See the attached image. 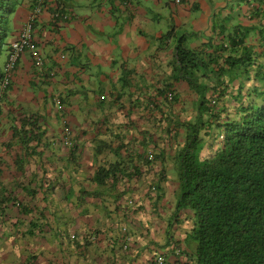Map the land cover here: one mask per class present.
Instances as JSON below:
<instances>
[{
    "label": "crops",
    "instance_id": "obj_1",
    "mask_svg": "<svg viewBox=\"0 0 264 264\" xmlns=\"http://www.w3.org/2000/svg\"><path fill=\"white\" fill-rule=\"evenodd\" d=\"M31 1L15 12L10 41ZM55 6L65 20L51 18ZM236 26L248 29L244 43L258 50L264 0H51L33 24L41 67L23 52L0 94L1 132L25 114L36 115L44 132L33 141L38 161L21 170L14 160L23 151L0 149V264H154L158 253L165 264H194L185 246L191 212L175 207V151L161 162V191L150 189L162 168L148 160L165 123L157 94L171 83L179 36L207 49L227 44ZM62 116L78 151L62 143ZM110 164L115 175L99 185L95 171ZM44 173L52 184L41 186L42 198L36 187Z\"/></svg>",
    "mask_w": 264,
    "mask_h": 264
},
{
    "label": "trees",
    "instance_id": "obj_2",
    "mask_svg": "<svg viewBox=\"0 0 264 264\" xmlns=\"http://www.w3.org/2000/svg\"><path fill=\"white\" fill-rule=\"evenodd\" d=\"M37 3L31 1L28 16ZM22 4V0H0V94L5 75L1 59L9 52L12 18ZM59 9L55 6L52 12L63 13ZM247 30L236 26L227 44H211L209 49H192L185 43L186 35L179 36L171 61V83L157 94L162 104L157 119L165 123L160 122L157 129L158 153L154 160L148 155V160L164 163L167 152L175 151V207L178 212H191L193 226L185 246L194 264H264V34L257 50L244 43ZM179 81L189 86L188 91L179 89ZM37 122L36 115L25 114L0 132L2 151L10 153L15 147L23 151L14 160L19 170L30 159L38 161V145L33 141L38 143L44 132ZM62 143L80 150L75 139L69 145ZM5 160L0 155V179ZM108 167L100 166L95 171L94 180L99 185L115 175L114 167ZM163 169L154 182L156 193L161 191ZM40 178L37 192L41 186L52 184L45 173ZM0 188L4 196L1 180ZM158 255L164 257L156 254L154 264Z\"/></svg>",
    "mask_w": 264,
    "mask_h": 264
},
{
    "label": "built area",
    "instance_id": "obj_3",
    "mask_svg": "<svg viewBox=\"0 0 264 264\" xmlns=\"http://www.w3.org/2000/svg\"><path fill=\"white\" fill-rule=\"evenodd\" d=\"M178 2L180 0H177ZM51 0H38L37 5H35L34 9L30 12L26 22L19 30L17 36L10 41L9 44V52L7 54V58L4 64V70L5 75L3 78V82H1V87L4 88L8 85L10 82L13 68L21 56L23 52H28L32 56V59L34 60V63L37 67H41L43 60L42 56L40 54V48L37 46L34 34H33V21L38 17V14L41 13V11L48 5L50 6ZM54 17H62L67 18L68 15L63 12L60 13L58 11H54L51 13V18ZM62 58H64V55H61ZM59 103V100H57ZM62 126L64 131V136H66V139L64 140L66 144H71V128L67 125V120L62 116ZM150 160H154V155L150 153L149 155ZM152 191L156 190L155 185H152L150 187ZM128 204H132V200L127 201ZM155 264H164V257L162 255H158L155 258Z\"/></svg>",
    "mask_w": 264,
    "mask_h": 264
},
{
    "label": "rangeland",
    "instance_id": "obj_4",
    "mask_svg": "<svg viewBox=\"0 0 264 264\" xmlns=\"http://www.w3.org/2000/svg\"><path fill=\"white\" fill-rule=\"evenodd\" d=\"M37 18H38V17H37ZM37 18H36V19H37ZM0 132H1V129H0ZM38 196L43 198V192H42L41 190H39V192H38ZM58 203H59V202H58ZM58 203H56L57 206H59Z\"/></svg>",
    "mask_w": 264,
    "mask_h": 264
},
{
    "label": "clouds",
    "instance_id": "obj_5",
    "mask_svg": "<svg viewBox=\"0 0 264 264\" xmlns=\"http://www.w3.org/2000/svg\"><path fill=\"white\" fill-rule=\"evenodd\" d=\"M21 29V28H20ZM16 37V36H15ZM7 58V57H6ZM13 72V71H12ZM9 84V83H8ZM7 86H5L4 88L1 87V90H4ZM68 125V124H67ZM69 126V125H68Z\"/></svg>",
    "mask_w": 264,
    "mask_h": 264
}]
</instances>
